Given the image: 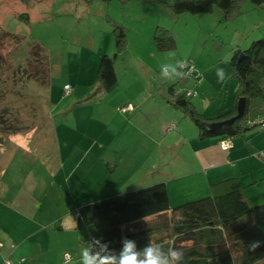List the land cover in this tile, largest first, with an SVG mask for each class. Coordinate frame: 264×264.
I'll return each mask as SVG.
<instances>
[{
    "label": "rangeland",
    "instance_id": "obj_1",
    "mask_svg": "<svg viewBox=\"0 0 264 264\" xmlns=\"http://www.w3.org/2000/svg\"><path fill=\"white\" fill-rule=\"evenodd\" d=\"M241 8V13L223 21L216 7L210 13L172 14L157 0H0V29L20 38L18 43L10 41L0 47L6 62L3 69L11 66L22 71L0 109L8 108L3 115L10 125L19 115L18 122H13L19 128L38 126L36 140L50 139L53 134L60 142H74L77 147L72 156L81 161L75 173L99 158L101 164L93 170L103 166L112 175L110 183L121 184L117 192L152 184L147 182L172 169L169 162L189 149V144L172 146L178 131L188 137L198 133L189 113L171 103L173 91L178 94L190 89L188 99L193 109L203 116L214 115L219 104L232 95L235 78L229 58L233 49L246 48L252 40L264 37V6L245 2ZM21 13L28 15V21ZM112 21L125 31L124 49L117 54L115 46L106 47L111 39L115 44ZM158 24L172 31L174 50L155 48L152 34ZM32 43L38 45L42 60L35 71L42 72L39 80L22 76L30 62ZM102 54L114 58L120 82L108 92L96 91ZM188 60L196 80L191 77L186 83L187 78L178 80L177 68ZM171 78L172 85L168 83ZM65 84L70 87L67 93ZM117 98L123 102L124 111H120L129 117L128 122L119 119L113 108ZM162 158L166 163L155 166ZM67 166L65 161L60 178ZM148 166L153 171L146 174ZM73 168L68 166L66 173ZM168 182L170 207L210 193L209 188L200 191L188 187L194 183L191 180ZM245 193L251 205L264 203V185L247 186ZM260 226L264 230V220ZM78 235V245L68 253L75 258L79 252L83 259L81 251L89 238L87 226L81 224Z\"/></svg>",
    "mask_w": 264,
    "mask_h": 264
},
{
    "label": "trees",
    "instance_id": "obj_2",
    "mask_svg": "<svg viewBox=\"0 0 264 264\" xmlns=\"http://www.w3.org/2000/svg\"><path fill=\"white\" fill-rule=\"evenodd\" d=\"M157 1L172 14L210 13L216 7L220 10L223 21L241 13L242 4L245 2L264 6V0ZM21 15L28 21L26 13ZM111 32L115 37L117 54L124 49L125 31L121 24L112 21ZM152 39L158 51L176 48L172 31L163 24L155 26ZM10 41L18 43L20 38L0 29V47ZM30 47V62L22 76L39 80L42 72L35 71L38 70L36 67H39V61H42L40 52L37 44L32 43ZM5 63V57L0 53V103L8 98L9 87L15 86L16 75L22 73L19 67L9 66L4 70ZM114 63L113 57L101 55L97 66V92H108L117 85ZM229 64L231 75L237 83L235 103L231 110L208 118L193 109L186 91L175 94L171 100L175 107L189 113L198 128L199 139L221 135L233 138L264 122V37L252 40L246 48L235 47ZM181 79L179 77L180 81ZM240 97H245L246 107L239 119L215 129L207 126L208 122L234 116ZM6 111L7 107L0 109V131L14 133L21 130L22 128L13 123L15 120L18 122L19 115L15 119L13 117L14 121L10 125L4 117ZM245 188L236 177H227L210 183L208 195L170 207L166 185L159 181L82 205L77 210L78 220L92 227L85 264H101L104 260H111V264H120L125 255H135L139 264L147 258L149 252L159 258V264L264 262V230L260 226V222L264 220V203L251 205ZM166 211H170L171 217L161 224L155 223L147 227L136 224L141 218ZM254 241H261V246L251 251L248 246ZM181 253L183 259H178Z\"/></svg>",
    "mask_w": 264,
    "mask_h": 264
},
{
    "label": "crops",
    "instance_id": "obj_3",
    "mask_svg": "<svg viewBox=\"0 0 264 264\" xmlns=\"http://www.w3.org/2000/svg\"><path fill=\"white\" fill-rule=\"evenodd\" d=\"M107 44V49L115 46L112 39ZM117 79L118 85V75ZM173 80L171 78L168 83L171 84ZM236 88L237 83L233 80L232 95L223 105L219 104L214 115L206 117L214 118L231 110ZM173 94L177 93L173 91ZM114 103L113 108L119 119L128 122L129 117H124V112L120 111L122 100L117 98ZM12 110L17 112L15 108ZM37 130L38 126H29L14 133L0 131V264L7 258L12 261L11 264H84L89 238L87 246L81 251L83 259L78 257V252L75 258L70 255V260H63V254L79 243V227L84 223L78 220V208L124 191L117 192L119 188L122 189L121 184H111L109 178L112 175L103 166L93 170L95 165L101 164L99 158L94 164L84 165L83 172L75 173L79 167L77 164H81L72 156L76 144L55 140L53 134L50 139L36 140L34 136ZM197 134L188 137L178 131L172 146L189 144V149H185L181 157L177 155L176 161L169 162L172 169L160 172L153 182L147 183L163 181L167 192L168 180L181 179L191 180L194 183L187 186L197 187L200 191L208 190L214 181L232 176L246 187L264 185V122L242 135L230 138L231 146L226 150L219 145L225 135L199 139ZM65 161L75 168L67 174V166L60 178L58 174L65 167ZM166 161L162 158L155 166ZM116 165L114 162V171ZM148 167L146 174L153 171L152 166ZM170 217V211H166L141 218L136 224L147 227L161 224ZM84 225L90 234L92 227Z\"/></svg>",
    "mask_w": 264,
    "mask_h": 264
},
{
    "label": "built area",
    "instance_id": "obj_4",
    "mask_svg": "<svg viewBox=\"0 0 264 264\" xmlns=\"http://www.w3.org/2000/svg\"><path fill=\"white\" fill-rule=\"evenodd\" d=\"M177 69L179 71L178 76L180 78L191 79V77H192V78H194V80H196V77H194V75H196L194 72V67L189 61H182L181 63L178 64ZM197 80H199V82H200L199 76H197ZM64 90H65V93L69 92V90H70L69 85H67V84L64 85ZM186 95L187 96L192 95V91L190 89L186 90ZM121 110L124 111V107H122ZM219 145H220L221 149L226 150L231 146V139L226 136L219 141ZM11 246L13 247L14 245L12 244ZM63 257H64L63 258L64 262H67L70 259V254L64 253ZM21 260H23V258H21ZM11 263H12V261L9 258H7L4 260L3 264H11Z\"/></svg>",
    "mask_w": 264,
    "mask_h": 264
},
{
    "label": "clouds",
    "instance_id": "obj_5",
    "mask_svg": "<svg viewBox=\"0 0 264 264\" xmlns=\"http://www.w3.org/2000/svg\"><path fill=\"white\" fill-rule=\"evenodd\" d=\"M261 246V241H254L249 244V249L255 251L256 248ZM178 259H183V255L177 257ZM101 264H111V260H104ZM120 264H138L137 258L135 255H125L122 257ZM139 264H159V258L153 256L151 252L147 253V258L144 261L139 262Z\"/></svg>",
    "mask_w": 264,
    "mask_h": 264
},
{
    "label": "water",
    "instance_id": "obj_6",
    "mask_svg": "<svg viewBox=\"0 0 264 264\" xmlns=\"http://www.w3.org/2000/svg\"><path fill=\"white\" fill-rule=\"evenodd\" d=\"M245 107H246V100H245V97H240L238 100H237V105H236V114L230 118H227V119H224V120H221V121H213V122H208L207 123V126L210 128V129H215L219 126H221L222 124L224 123H232L233 121L239 119L244 111H245Z\"/></svg>",
    "mask_w": 264,
    "mask_h": 264
}]
</instances>
